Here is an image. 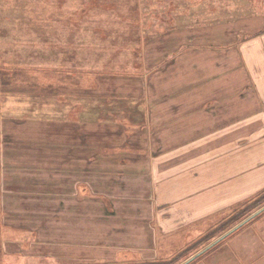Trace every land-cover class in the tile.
Segmentation results:
<instances>
[{"label": "crops", "instance_id": "crops-1", "mask_svg": "<svg viewBox=\"0 0 264 264\" xmlns=\"http://www.w3.org/2000/svg\"><path fill=\"white\" fill-rule=\"evenodd\" d=\"M235 2L199 13L197 0H129L128 55L110 47L104 62L101 48L87 46L86 38L99 45L103 37L87 34L94 18L84 0L76 20L80 13L52 3L61 30L45 9L42 38L21 57L10 35L16 24L0 18V246L7 256L137 264L130 252L153 251L155 239L135 248L133 226L153 228L163 218L172 231L180 220L219 214L264 189V4ZM231 10L239 17L200 20ZM101 62L127 67L105 73ZM253 234L221 264H264V229Z\"/></svg>", "mask_w": 264, "mask_h": 264}, {"label": "rangeland", "instance_id": "rangeland-1", "mask_svg": "<svg viewBox=\"0 0 264 264\" xmlns=\"http://www.w3.org/2000/svg\"><path fill=\"white\" fill-rule=\"evenodd\" d=\"M83 0H2L1 5H4L6 12L2 6L0 7V18L4 21L12 20L16 24L15 29H11V40L15 43L13 46L14 53L18 56L25 55V50L27 46L33 43V40L39 41L42 38V33L39 24V15H45V9L48 12L47 18L48 23L53 25L54 28L61 30L56 24V20H59L62 15H57L52 13L53 10H59L52 3H62L68 9H76L77 6ZM94 1L96 0H84L85 3V14L89 18H94L91 22L92 24L88 26V35L91 36L94 30L98 31L97 38H102V41L98 44L90 38H86L87 46L95 45L101 48V55L103 62L108 60V54L105 50L110 49V47L124 49V52L119 54V56H127L129 49V0H100L101 5L94 8ZM199 7V13L201 10L208 7L210 10H219L227 3V0H197ZM233 1V0H232ZM237 0H234V2ZM255 3L264 4V0H254ZM96 3H98L96 1ZM236 3V2H235ZM211 4V5H210ZM46 5H50V8H45ZM210 5V6H209ZM2 8V9H1ZM249 9V8H248ZM90 10L91 12L89 13ZM207 10V9H206ZM83 10H74L71 13H80L77 18H83ZM92 11L95 13L93 16ZM243 14V13H242ZM239 17V11L231 10L229 12L219 11L218 14L213 18H202L200 20L204 21H220L225 18ZM65 17V16H64ZM17 20V21H16ZM19 21V22H18ZM77 22V21H76ZM21 23V25H19ZM95 25V26H94ZM94 26V27H93ZM48 28L44 25V30ZM51 28V27H49ZM48 28V29H49ZM36 29L38 33H32L29 30ZM42 30V31H44ZM134 30L141 31V28H135ZM150 31V28H148ZM132 31V32H133ZM76 35V34H75ZM120 37V46H117V40ZM107 47V48H106ZM126 49V51H125ZM16 50V51H15ZM112 58H115L118 54L113 51ZM88 55V52H87ZM97 56V55H96ZM32 62V61H29ZM101 62L99 65L103 72L108 73L110 70H116L118 68H126L120 65H111L108 69H105L104 63ZM122 63V62H118ZM36 65V64H35ZM33 66L31 70L35 69ZM98 65V64H97ZM128 65V64H127ZM129 66V65H128ZM114 67L116 69H114ZM140 67V66H138ZM42 68V67H41ZM142 71V70H141ZM11 99L9 102L3 106V110L12 105ZM264 208V189L255 193L254 195L246 198L243 202L239 204H234L230 209H226L219 214H212L210 217L195 219L189 221L180 220V227L170 231V225L168 222H164L163 218H160V222L155 223L152 227L137 228L133 226L131 232L133 233V239L130 241L134 243L135 248L142 245H152L155 239V247L153 251H139L130 252V261H138L137 264H167L172 260L171 264H183L190 258L196 256L198 253L209 247L215 241L220 239L222 236L231 232L241 223L251 218L254 214ZM261 212V213H260ZM258 215L250 219L247 223L242 225L240 228L232 232L225 239L220 240L212 248L205 251L202 255L195 258L189 264H221L222 259L236 258V248L238 242H242L244 239L249 238L251 242L253 240L254 229H264V210L260 211ZM188 223V224H186ZM168 225V226H167ZM130 233V231H129ZM242 233V235H239ZM261 235V233H259ZM243 238L241 239V237ZM1 241V240H0ZM264 251L261 250L260 258H264ZM259 258V257H257ZM256 258V259H257ZM27 260V259H22ZM29 262H21L20 259L12 260L10 256H7L0 246V264H35L36 262L28 260ZM122 261V260H119ZM157 262V263H156ZM165 262V263H160ZM264 263V261H263Z\"/></svg>", "mask_w": 264, "mask_h": 264}, {"label": "water", "instance_id": "water-1", "mask_svg": "<svg viewBox=\"0 0 264 264\" xmlns=\"http://www.w3.org/2000/svg\"><path fill=\"white\" fill-rule=\"evenodd\" d=\"M264 210V208L262 209ZM260 210V211H262ZM258 211L256 214H254L251 218L247 219L246 221H244L243 223H241L239 226H237L235 229H233L231 232L227 233L226 235L222 236L220 239H218L217 241H215L213 244H211L209 247H207L206 249H204L203 251H201L200 253H198L196 256L190 258L188 261H186L183 264H189L190 262H192L195 258H197L198 256L202 255L205 251L207 252L208 249L212 248L215 244H217L218 242H220V240L225 239L227 236H229L232 232H234L235 230H237L238 228H240L242 225H244L245 223H247L250 219H252L253 217H255L256 215L259 214ZM261 213V212H260Z\"/></svg>", "mask_w": 264, "mask_h": 264}, {"label": "trees", "instance_id": "trees-1", "mask_svg": "<svg viewBox=\"0 0 264 264\" xmlns=\"http://www.w3.org/2000/svg\"><path fill=\"white\" fill-rule=\"evenodd\" d=\"M157 263V262H156ZM160 263H165V262H160ZM172 263V260L170 262H168L167 264H171Z\"/></svg>", "mask_w": 264, "mask_h": 264}]
</instances>
